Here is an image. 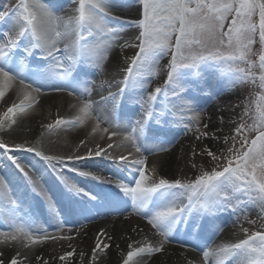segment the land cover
<instances>
[{"label":"snow or ice","instance_id":"obj_1","mask_svg":"<svg viewBox=\"0 0 264 264\" xmlns=\"http://www.w3.org/2000/svg\"><path fill=\"white\" fill-rule=\"evenodd\" d=\"M70 4L74 7L67 16L59 14L66 10L61 0H7L0 8V26L5 28L0 32V101L11 104L0 115V130L8 128L11 135L16 130L13 125L21 128L26 120L17 121V115L27 113L38 97L49 93L75 97L77 103L72 108L77 109V115L75 119L58 118L54 124H44V128L89 125L85 139L67 153L50 154L43 141H0V154L19 171L30 194L48 207L57 220L58 232L65 230L66 221L56 211L42 177L32 165L21 161L18 153H33L38 162H46L67 192L91 201L97 197L64 175L66 165L103 158L132 173L130 179H118L77 167L70 169L79 176L113 185L116 191L99 201L103 211L139 217L145 225L132 230L139 235L147 228L156 238L129 237L126 252L115 264H173L170 246L201 252V264H209L210 260L225 264L233 257L234 264H264V230L249 233L242 228L246 238L238 242L209 243L210 237L222 232L225 214L236 215L237 221L241 215L248 220L245 205L258 208L259 218L264 221V0H70ZM125 11L134 15H117ZM84 32L91 38L87 43H83ZM257 43L262 50L258 63L250 59ZM126 48L136 50L128 59L122 56ZM165 57L168 63L161 69L160 61ZM209 61L226 65L233 88L251 83L260 89L250 101L254 112L245 104L240 121L231 120L235 127L224 136L217 133L224 131L220 125L225 123V114L241 105L219 103L221 96L231 100L224 90L204 89L198 93L193 89L194 95L189 98L182 85L187 76H199V72L182 70L199 69ZM122 63L127 64L123 78L108 82L117 91L109 90L107 95L101 92L99 102L91 100L95 84L89 75L105 73L107 65L119 75ZM160 71L166 74L165 83L147 92L150 77ZM14 86L13 97L19 93V103L13 97L5 101ZM137 89L145 94L135 96ZM126 90L133 94L128 96L129 109L139 105V115L122 121L117 114ZM170 94L175 99L170 100ZM199 95L217 102L208 123L202 120L208 109L194 107ZM158 97H162L159 104ZM177 113L179 119L174 118ZM249 117L253 119L251 126L245 119ZM178 127L200 142L199 153L195 147H181L172 132ZM198 154L210 158V171L196 160ZM185 155L186 163L198 173L194 178L168 179L161 174L172 170ZM149 156L160 157L150 175L146 174ZM4 200L17 204L0 177V201ZM73 215L90 221L100 215V210L75 208ZM19 219L11 217L9 230L0 231V264H24L21 250L30 252L33 245L49 239H73L48 229L26 227ZM114 238L103 229L97 230L91 264H101L102 257L107 264ZM28 252L22 253L25 259ZM73 254L67 252L59 260L67 261ZM35 258L48 264L38 254ZM187 264L193 261L187 260Z\"/></svg>","mask_w":264,"mask_h":264},{"label":"rangeland","instance_id":"obj_2","mask_svg":"<svg viewBox=\"0 0 264 264\" xmlns=\"http://www.w3.org/2000/svg\"><path fill=\"white\" fill-rule=\"evenodd\" d=\"M7 2V0H0V8L4 6V4ZM61 2L65 6V11L59 13L60 15L67 16L71 14V7H74V5L70 4V0H61ZM134 15V14H133ZM132 15V16H133ZM5 30L4 26H0V32ZM86 37L85 41L83 43H87L90 39V37H87V33H83ZM127 39V36L124 37ZM123 42V41H122ZM135 49L132 48H126L122 52V56L125 59L130 58L132 55L135 53ZM253 54L251 55L250 59L254 62L258 63V55L261 53V47L257 43L256 45L253 46ZM130 62V59H129ZM168 63V57L163 58L160 61V66L161 69L163 68L164 65ZM107 71L105 73H91L88 77V79L94 81L95 87L92 88V92L90 95V99L96 102H99L100 100V93L103 92L104 95H107L108 91L116 92L117 87H102L103 86V80L102 78H106L107 80H115V79H122L123 78V68L127 67L126 63H122L121 65V71L119 75H114V73L111 70V66L107 65ZM186 73H196L199 72V76H194V75H189L187 76L183 81L182 85L185 87V95L189 98H191L194 93L193 89L196 90V92H202L204 89H207L210 92H217L220 90H224L227 95L231 96L230 101H226V96H221L218 99L219 103H225L227 102L228 104H240L241 107L236 108L234 111L231 109L228 110V113L225 114V123L223 125H220L224 131L223 132H218L217 135L224 136L230 134V130L235 127L234 124L231 123V120H236L240 121V113L244 110L245 104H249L250 107V101H254L256 98V95L260 92V89L257 87V85L251 84V83H246L243 85H239L236 87L231 86V73L226 71V65L221 66L217 64L216 62L209 61L207 64H201L199 69H185L182 70ZM102 74V76L100 75ZM259 74V73H257ZM100 75V76H99ZM166 80V74L163 71H160L159 74L153 75L149 79V87L148 90L149 92L154 91V89L157 86H161L165 83ZM15 89V86L13 89L9 91V93L5 97V101L9 99V97H13V90ZM59 94V93H58ZM64 95H67V93H62ZM126 94L129 96L130 93L127 92ZM68 96V95H67ZM71 98L69 102L66 104H63L62 106L56 103H46L44 104L37 98V103L34 104V106L30 109L27 110V113H20L17 115L16 119H25V120H35L36 122H40L42 125L48 124V123H55V120L58 118H66V119H75L77 115V109L72 108L73 103H77L75 97L68 96ZM210 97L199 95L196 96L195 102H194V107H196L197 110L205 109L206 107V102L209 101ZM16 103H19V95L18 97L14 98ZM169 99H175L170 94ZM128 97L124 99V101L121 104V109L119 111L118 118L120 120H126L130 116H138L139 115V105L133 106V108L130 110L129 105L127 103ZM162 100V97L157 98L158 104ZM205 102V103H204ZM216 102V101H215ZM217 103V102H216ZM8 106H11L10 103L5 104L4 101H0V112L1 115L3 114L4 111H6V108ZM137 108V109H136ZM66 110H69V114H66ZM252 111L254 112V107H252ZM65 113V114H64ZM230 113V115H229ZM109 116L111 113L109 112ZM188 115H191L190 113ZM27 117H31L30 119H26ZM175 119H179V113L176 114L174 117ZM246 123L251 126L253 124V119L252 118H245ZM202 120L205 123H208V117L204 114L202 116ZM212 127H215V125H211ZM89 125L86 123L83 126H78L76 128H72L69 125H65L61 128H56L58 130V137H54L55 135L53 134V130L47 129L44 133L40 134L38 138V144L40 141H43L44 146L46 150L50 154H54V152H50L52 148L56 147H68L72 146L73 142L70 141L68 138L69 134L73 133H78L77 140L74 141L80 142V140L85 139V133L88 130ZM55 129V130H56ZM174 136L178 137L181 142H184L182 144H185V149H189L190 147H195L197 153L200 152L201 147H200V142L195 141L194 137H192L191 133L185 135L183 132L182 127L174 128L172 130ZM89 139L93 140V143H95L94 138L88 137ZM25 139L28 140V137ZM24 139V140H25ZM34 139V138H33ZM117 140L119 139L116 138ZM32 140V139H30ZM0 141H4L6 143L12 144L13 141L19 142L16 140H13L9 137L7 128H4L3 130H0ZM106 143V141H105ZM0 153H2V150H0ZM163 154V153H162ZM18 155V154H17ZM19 157V155H18ZM27 158L30 161V165L33 167L39 168L41 171H44L47 173V171H51V169L48 167L46 162L39 161L38 157H35L33 153H28ZM0 159H2V163L0 164V171H3L7 173L9 179L11 181L15 180V175L17 177L22 178V175L19 173V171L15 168V166L11 163L10 160L6 158L3 154H0ZM20 159V158H19ZM153 159H155V156H149L148 159V164H147V172L146 174L150 175L151 174V168L154 166L153 165ZM188 157L185 155V157L182 160L178 161L177 165H174V167H177V171L175 173H172L170 175L161 173L165 178L168 179H177L178 174L181 172H184L181 176L183 178H194L195 175L198 173L190 168V165L186 163ZM196 160L200 163V165L204 168L206 171H210L212 166L209 163L210 158L207 157L206 155H197ZM22 161V160H21ZM96 161L98 162V165L95 167L87 168V167H82L81 169H86V170H92V172L99 173L101 175H106L110 177H114V175L111 172H115L118 174V176H123V177H129L131 178L132 173L129 170H124L122 171L120 168L116 167V165L112 161L105 160L103 158H97ZM23 162L26 164V162L23 160ZM72 167H75L73 165H66L64 171L67 173L73 174L74 178L78 177L79 175L76 172L71 171L70 169ZM78 168V167H77ZM122 171L120 172L119 171ZM122 174V175H121ZM71 181H74V178L68 177ZM117 178V177H114ZM21 179L22 183H25ZM94 182L95 185V192H89L84 190L87 193H90L92 196L97 197L96 201H91L88 199V197L83 196V197H76L73 194L67 192L68 194L72 195V202L68 201H63L60 200V209L59 213L61 217L66 221L65 223V230L63 232H58L56 228V223L57 220L54 218L49 210L43 209L40 204H31V200L34 199V194H30V189H29V194H28V203L24 205L23 210L21 211L18 207H15L14 205L10 204L8 201H0V231H8V221L10 220L11 217L16 216L19 217V222L24 223L26 227L32 226V227H39V228H44L48 229L50 232H52L55 235L59 236H66V235H71L73 237L72 240H65V239H59V240H52L49 239L47 241H44L41 245V248H44V252H42V256L44 260L48 262V264H68L70 260L74 258L72 255L69 257L67 261H60L59 257L61 255L66 254L67 252H72V250L75 249V247L81 246L84 247L86 251V256L84 261L81 264H88V260H91V251L92 248L94 247V244L96 242V232L97 230L103 229L102 227H96L95 230L91 233L90 236L85 234L84 232L86 231L85 227L89 226L90 223L97 221V219L105 215V211L101 212L104 214H101L99 216L94 217L92 220H82V219H77L73 215V209L75 208H93V209H98L100 211H103L102 205L99 203L105 196L106 191L108 193H111L113 191H116L111 184H101L98 183L97 181L89 178ZM119 179V178H118ZM246 208V214L248 216V220H244L243 216L241 215L239 221L236 219V215L234 214H225L224 216V223L222 225V232H220L217 235H213L209 239V243L212 244V241H216V244H223V243H234L238 242L240 239L246 238L244 232L242 231V228H246L249 230V233H253L258 230H264V228L261 227L262 224H264V221H262L259 218V209L256 208L255 206L249 204L244 206ZM57 211V210H56ZM118 215V214H117ZM120 216V215H119ZM106 216H103V218H106ZM125 219L131 221V219L134 222H139L143 221L139 217L135 215H128L125 216ZM248 221H256L255 224H251ZM226 222L230 224V227L226 226ZM83 223L84 227L81 228L80 225ZM122 223V222H121ZM242 226V227H241ZM131 228V227H130ZM129 228V229H130ZM105 230V229H103ZM69 231H73L72 234H69ZM119 236V234H118ZM121 236V235H120ZM125 236V233L124 235ZM127 236V234H126ZM213 244L212 246H214ZM170 248H173L170 246ZM169 248V249H170ZM22 251H25L23 249ZM191 251V250H190ZM199 253V251H194ZM21 257V256H20ZM235 257L228 259L225 264H234ZM214 262V261H213ZM24 264H27L24 262ZM32 264H42V261H35V263Z\"/></svg>","mask_w":264,"mask_h":264},{"label":"bare ground","instance_id":"obj_3","mask_svg":"<svg viewBox=\"0 0 264 264\" xmlns=\"http://www.w3.org/2000/svg\"><path fill=\"white\" fill-rule=\"evenodd\" d=\"M134 13H131L129 11H125L124 13H117V15H121L123 18H130L132 17ZM91 39V38H90ZM99 74V73H98ZM102 76V74H100ZM99 75V76H100ZM102 82H103V86L102 87H106L109 88V83L110 81H114L113 80H107L106 78H102ZM118 80V79H115ZM15 92V89L13 90V93ZM147 92H149L148 88H147ZM12 93V94H13ZM145 94L143 89H137L136 92L134 93L135 96L139 97L140 95ZM19 93H16L14 98L18 97ZM129 95H133L132 93H130ZM128 97L127 94H125L124 99H126ZM38 100H40L41 102H43L44 104L46 103H56L59 105H63L66 104L67 102H69V100H71L70 97H68L67 95H64L62 93H49L48 95H43L38 97ZM205 103V102H204ZM208 109L207 112H205L204 114L208 117V115L216 110V102L215 101H211L209 98V101L206 102V107ZM137 109V108H136ZM139 109V106H138ZM2 112H0L1 115ZM66 114H69V110L65 112ZM64 113V114H65ZM21 120H25V119H18L17 121H21ZM14 129H16L14 132H12L11 135H9L10 130L7 128V132L8 135L11 139L22 142L26 137H28L29 141H34L38 143V136L42 133H44L47 129L43 127V125L40 122H36L35 120H26V122L23 124V126L21 128H16L15 125L12 126ZM58 130L54 129L53 130V134L55 135L54 137H58ZM77 136L78 133H71L69 134L68 138L70 139L71 142H73L72 146H68V147H56L55 149L52 148L50 152H54V154H61V153H67L69 151H72L75 149L76 145L79 142L74 143L75 140H77ZM34 138V139H33ZM32 139V140H30ZM175 139L177 141H180V139H178V137L175 136ZM185 142V141H184ZM184 142L180 141V145L183 149H185V144H182ZM81 151H83L84 149L81 148ZM27 154L28 153H18L20 160H24L26 162V164H30L28 158H27ZM164 154H161V156H163ZM97 159V158H96ZM96 159L93 160H89V161H80L77 162L75 165V167L78 168H82V167H87V168H91V167H95L98 165V162L96 161ZM158 159H160V157H156L155 159H153V165L155 166L154 162L157 161ZM182 160V159H180ZM2 163V159H0V164ZM1 167V166H0ZM35 170H37V175L42 177V183L44 184V186L48 189L49 191V195L53 198L55 205H56V210L59 211L60 209V200L63 201H68V202H72V195L68 194L66 192V189L64 187L63 184H61V182L57 179V176L51 171H41L39 168L34 167ZM92 171V170H91ZM177 171V167H173L172 170H165L162 173L164 174H172L175 173ZM114 177H117L119 179H124V178H128L129 177H123V176H118L117 173L115 172H111ZM182 174H184V172H180L177 176L178 178H182ZM15 175V180L11 181L7 175V173L0 171V177H3L5 180V183L8 185L10 194L12 195L13 199H17V204L14 205L15 207H18L21 211L23 210V207L25 204L28 203L29 200V189L27 187L26 182L22 183L21 179ZM64 175L66 177H72L74 178L73 174L71 173H67L64 171ZM23 180V179H22ZM24 181V180H23ZM74 183H76L77 185H79L82 189L89 191V192H93L95 191V185L94 182H92V180H90L89 178L83 177V176H78L77 178H74ZM60 197V200L59 198ZM5 201V200H4ZM3 202V201H2ZM31 204H40L41 207L43 209L49 210L48 207L43 203V201L39 200L38 197L34 196V199L31 200L30 202ZM106 218H103V216H106ZM133 216V215H132ZM122 222V223H121ZM225 224V223H224ZM144 226L145 225V221H139V222H134L132 219L130 221L125 219V216H119L117 215V213H107L105 215L100 216L97 221L90 223L89 226H86L85 229L86 231L84 232L85 234H87L88 236L91 235V233L95 230L96 227H102L103 229H105L106 233L110 236H114L115 238L112 239L110 241V243L113 245L112 248H110L108 250V252L110 253V256L107 258V264H115V262L118 261V259L120 258V255L122 252H126V245L128 242L129 237H131L132 240H140L142 238H144L145 236H147L148 239L150 240H155V237L151 236V233L148 232V229L145 228V231L143 233H140L139 235L133 231L132 229L136 228V226ZM226 226L230 227V224H228L226 222ZM131 227V228H130ZM130 228V229H129ZM73 231H69V234H72ZM125 233V236H123ZM119 234V236H118ZM127 234V236H126ZM121 235V236H120ZM67 236V235H66ZM217 242L215 241L214 244H216ZM41 244L40 245H33L32 246V250L30 252H28V249H25V251L21 250L20 253V258L21 260H23V262L27 263V264H32L35 263V261H37V259L35 258L36 255L38 254L39 256H42V252H44V248H41ZM0 247H2V245H0ZM74 251V258L72 260L69 261L68 264H81L86 256V251L84 249V247L81 246H76L74 250H72V252ZM23 252H28V258L25 259V257L23 256ZM169 257L171 258V260L173 261V264H187V260H192L193 264H201L202 261V253L199 252H194V251H190V250H184V249H175L174 248H170L169 249ZM104 259L105 258H101V264H104ZM88 264H91V260H88L87 262ZM209 264H214V262L212 260H210Z\"/></svg>","mask_w":264,"mask_h":264}]
</instances>
